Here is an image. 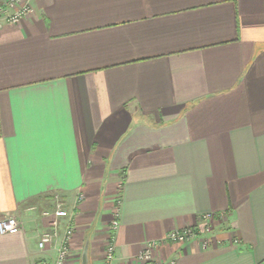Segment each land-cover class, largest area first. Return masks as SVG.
Segmentation results:
<instances>
[{"label": "crops", "instance_id": "1", "mask_svg": "<svg viewBox=\"0 0 264 264\" xmlns=\"http://www.w3.org/2000/svg\"><path fill=\"white\" fill-rule=\"evenodd\" d=\"M32 5L0 28V264H55L70 226L98 264L115 217L128 264L203 214L228 218L156 261H264V0Z\"/></svg>", "mask_w": 264, "mask_h": 264}, {"label": "built area", "instance_id": "2", "mask_svg": "<svg viewBox=\"0 0 264 264\" xmlns=\"http://www.w3.org/2000/svg\"><path fill=\"white\" fill-rule=\"evenodd\" d=\"M33 12L32 0H7L4 4L0 5V28L3 23L10 25H18L27 18ZM55 217L66 218L68 213L61 209L57 210ZM228 218L227 214L214 215V214H203L199 217L197 223L192 227L173 230L169 232L164 238L156 241L148 242L144 249L136 255L128 264H176L175 261L168 263H160L156 261L154 255L155 251L165 244H187L196 238H203L208 236L213 231V225L216 220L224 221ZM53 231L47 232L43 235L39 242V248L44 250L48 245L55 242L58 237V222L55 220L52 223ZM119 228V220L117 217L114 218L110 224L111 237L110 241L104 251V257L98 264H116V236L115 233ZM22 231V224L16 217H6L0 220V234H17ZM73 235V227H68L64 241L58 250L55 264H67L70 259L77 256L71 247V239ZM204 239V238H203ZM238 245L239 241H235ZM205 246L208 247V241L204 242ZM39 264H49L47 261L40 262Z\"/></svg>", "mask_w": 264, "mask_h": 264}, {"label": "water", "instance_id": "3", "mask_svg": "<svg viewBox=\"0 0 264 264\" xmlns=\"http://www.w3.org/2000/svg\"><path fill=\"white\" fill-rule=\"evenodd\" d=\"M82 264H88V259H87V247H85L84 253H83V262Z\"/></svg>", "mask_w": 264, "mask_h": 264}, {"label": "trees", "instance_id": "4", "mask_svg": "<svg viewBox=\"0 0 264 264\" xmlns=\"http://www.w3.org/2000/svg\"><path fill=\"white\" fill-rule=\"evenodd\" d=\"M259 264H264V261H262L261 263H259Z\"/></svg>", "mask_w": 264, "mask_h": 264}]
</instances>
